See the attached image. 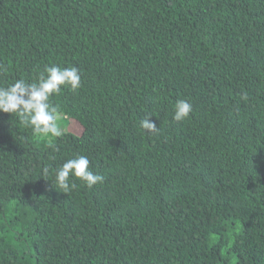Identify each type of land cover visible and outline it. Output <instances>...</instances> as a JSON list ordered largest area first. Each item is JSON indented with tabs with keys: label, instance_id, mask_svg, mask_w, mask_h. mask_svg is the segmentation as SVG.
<instances>
[{
	"label": "trees",
	"instance_id": "16d2710c",
	"mask_svg": "<svg viewBox=\"0 0 264 264\" xmlns=\"http://www.w3.org/2000/svg\"><path fill=\"white\" fill-rule=\"evenodd\" d=\"M0 64L81 75L61 137L0 112V264H264V0H0Z\"/></svg>",
	"mask_w": 264,
	"mask_h": 264
},
{
	"label": "clouds",
	"instance_id": "9594fccd",
	"mask_svg": "<svg viewBox=\"0 0 264 264\" xmlns=\"http://www.w3.org/2000/svg\"><path fill=\"white\" fill-rule=\"evenodd\" d=\"M7 68L0 64V72ZM66 87L76 91L81 87V75L75 66L61 67L58 65H45L31 82L24 78L16 79L7 86L0 85V112L16 115L20 123L30 127L32 131L44 137H61L64 134L62 121L68 119L65 112L58 105L50 101V97L59 94ZM192 111L191 104L178 99L173 106L172 119L176 122L186 120ZM147 115L140 120V127L145 133L158 131V127ZM86 155H76L60 165L55 173L56 188L67 193L71 187L72 177L78 178L89 188L103 181L104 177L94 173Z\"/></svg>",
	"mask_w": 264,
	"mask_h": 264
},
{
	"label": "rangeland",
	"instance_id": "374dc122",
	"mask_svg": "<svg viewBox=\"0 0 264 264\" xmlns=\"http://www.w3.org/2000/svg\"><path fill=\"white\" fill-rule=\"evenodd\" d=\"M79 127V123H76V122H70L69 125H68V128H72V129H75L77 130Z\"/></svg>",
	"mask_w": 264,
	"mask_h": 264
}]
</instances>
